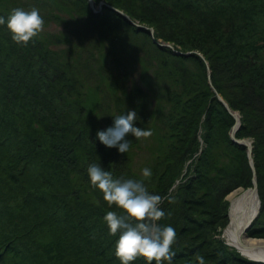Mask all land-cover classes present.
<instances>
[{
    "label": "trees",
    "instance_id": "obj_1",
    "mask_svg": "<svg viewBox=\"0 0 264 264\" xmlns=\"http://www.w3.org/2000/svg\"><path fill=\"white\" fill-rule=\"evenodd\" d=\"M11 1L13 9H39L45 24L59 21L50 0ZM60 1L63 3L66 0ZM84 1L86 11L90 10V18L98 26L100 22L102 30L107 31L108 23L113 20L124 22L125 33L121 40L117 39L114 43L120 46V54L128 53V47L133 44L130 37L144 38L143 46L163 58L169 53V58L180 64L192 61L197 75L202 77L201 82L195 79L183 83L184 86H191L185 87L186 96L174 91L171 97L173 104L171 111L168 109L169 118L166 119L169 126L177 129L183 126L196 140L190 155L192 162L183 171L187 157L182 152L168 154L170 160L163 165V173L157 175L159 166L156 165L150 181L158 185V195L164 199L160 208L166 215L159 223L162 226L170 225L176 231L172 264H199L197 254L204 257L205 264H220L208 263L207 260L206 249L209 251L208 245L212 240L203 228L211 220L192 218L186 214L193 207L190 205L201 208L198 212L203 214L205 206L201 205H206L207 201L197 202L191 196L194 192L186 193L184 190L192 188L198 181L205 186L224 170L226 174H237L243 160L249 169L247 147L229 139L235 118L218 98V91L234 110L239 109L242 113L237 137L254 138L258 184L264 197V169L258 163L264 160V24L262 27L258 24L264 20V17L261 18L264 15V0H236L231 8V0H225L226 5L221 1L214 8L194 6L195 0H191L192 3L190 0L173 1L174 5L187 10L192 17L205 14L203 17L208 24L214 25L211 35L205 31L206 37L224 39L214 41L217 47L190 46V49L199 48L207 55L213 69L211 78L215 89L209 83L205 58L197 53H175V49L157 42L156 35L153 37L149 28L139 26L127 17L128 13L138 18L153 12V17L158 13L160 21L163 11L171 9L168 4L162 2L155 6L153 0H106L107 4L125 11L121 13L107 5L100 12H93L88 0ZM95 1L98 4L101 0ZM10 13L8 7H0V16L6 19ZM85 13L82 11L81 16ZM243 29L247 35H244ZM8 31L6 23L0 25V37L10 34ZM186 49L188 47L183 46V50ZM10 71L3 73L5 78L0 77V264H121L115 255L119 234H109L103 217L108 211L123 215V210L108 206L102 192L91 185L87 169L90 164H99L110 171L114 178L141 180L142 177L131 167L133 157L129 153L132 148L137 150L141 145H131L128 153L123 154L118 148L106 147L97 139V129L94 135L92 120L87 122L88 125L81 126L77 121L65 118L63 110L54 101L46 100L40 97L41 93L32 90L38 82L29 87L24 77ZM176 75L175 71L170 74L172 78ZM180 77L183 75L180 74ZM119 78L123 83L120 75ZM119 83L115 79L109 85L118 89ZM246 92L248 101H242ZM256 94L261 96L257 98ZM116 100L120 102L122 99L117 95ZM254 101L258 106H251ZM163 108L161 106L160 109ZM112 118L113 114L109 116L108 124ZM90 133L93 136L89 138ZM199 134L207 145H200ZM219 137L225 145H220ZM93 138L95 142L90 140ZM220 147L222 152L216 155ZM115 155L119 158L115 159ZM231 162L236 167H229ZM151 193L156 194L154 191ZM224 222L227 225L229 218ZM256 224H262L261 229H264L263 204L249 233L257 229ZM238 252V258L242 261L264 264ZM132 264H147V261L139 257Z\"/></svg>",
    "mask_w": 264,
    "mask_h": 264
},
{
    "label": "rangeland",
    "instance_id": "obj_2",
    "mask_svg": "<svg viewBox=\"0 0 264 264\" xmlns=\"http://www.w3.org/2000/svg\"><path fill=\"white\" fill-rule=\"evenodd\" d=\"M50 1L53 10L59 15L60 22L55 21L44 24V31L38 37L33 38L32 41H29L27 45L14 42L10 31L7 32L10 34L0 37V53L2 55L0 58V62H2L0 64V77L5 78L4 75L12 70L10 72H17V74L24 77L29 82V87L38 82V85H34L33 91L41 93L39 94L40 97L46 100L54 101L57 107L63 110L65 118L70 119L72 122L77 121L81 126H84L92 120L95 127V129L93 128L94 135H96V129L100 131L111 127L112 120L114 124L115 116L135 111L138 117L135 126L145 130L150 129L152 135L139 140L132 135L126 137L127 140L131 141V145H141V148L137 150L132 148L136 151L135 153L132 149L129 151L133 157L131 167L142 177L141 180H143L148 190L151 189V192L154 191L158 195V185L150 181V177H143L142 170L147 167L151 170L152 175L157 165L159 166L157 175H160L163 173V165L170 160V157L167 156L171 153L181 152L187 157L182 170H187L188 164L192 162L190 155L196 140L183 126L180 129L169 126L168 121H166L169 118L167 112L168 109L171 111L170 106L173 104L171 97L174 95V91L186 96L185 87L190 88L191 86H184V84L195 79L201 82L202 77L197 75V70L192 66V61L191 63L180 64L171 60L168 56L169 53L163 58L147 46H143L144 38L130 37V42H133V44L128 47V53L120 54V46H116L114 43L117 39L121 40V36L125 33L124 22L113 20L108 23L107 31L102 30L101 23L99 22L98 26L94 23V19L90 18V10L89 12L86 11L84 0H72L70 2L66 0L63 3L60 0ZM173 1L153 0L155 6L165 2L171 8L163 11L160 21H158V13L153 17V12L149 16L143 15L138 18L131 17L129 13L127 15L133 23L149 28L150 34L151 29H153L157 41L165 44L163 46L175 49V51L197 53L205 58L210 68V73L208 71L209 83L215 89L211 78L213 69L209 65L207 55L199 48L190 49V46L196 44L204 45V48L217 47L214 41H223L224 39L215 36H211L210 39L206 37L205 31L210 33L214 25L208 24L203 17L205 14L192 17L187 10L174 5ZM221 1L225 2V0H195L194 6L214 8L219 6ZM231 1L232 4L229 8L233 7L234 1L236 2V0ZM237 1L242 2V0ZM94 2L95 7L93 8L90 0H88L90 9L93 12H100L105 5H102V9H100L101 3L107 1L101 0L98 4L95 0ZM150 3L151 1H149ZM0 7L1 9L8 7L12 11V1L0 0ZM144 10L150 11L148 8H144ZM82 11L86 12L83 16H81ZM229 11H226V14ZM263 17L264 15H261V18ZM258 24L262 27L264 20L259 21ZM99 27L101 30H99ZM242 31L244 35H247L246 30L243 29ZM183 46L188 47V49L183 50ZM29 65L30 67H28ZM125 69L126 71H123ZM172 71H175L179 76L176 75L175 78H172L170 76ZM4 72L5 74H3ZM180 74L183 75V79ZM119 75L124 81L123 83H121ZM115 79L120 82L118 89H113L109 85ZM170 83L173 84L170 86ZM217 93L221 95L220 92L217 91ZM117 95L122 99L120 102L116 100ZM246 95H248V92L242 96V101L246 100ZM260 96L261 94H256L257 98ZM254 105L258 106L256 101L251 104V106ZM161 106H164L162 110L160 109ZM119 107H122V112ZM246 110H249L248 107H246ZM235 111L239 112L242 119L241 111L239 109ZM111 114H113V118L109 125L108 120ZM91 116H93V119ZM199 132L203 133V131ZM91 136L93 135H89V138ZM197 138L200 140V145H207L200 134ZM243 138H249L252 143L254 141L251 136ZM229 139H232L231 134H229ZM90 140L95 142L94 138ZM219 142L220 145H225L222 138ZM254 148L253 145V150ZM221 149L222 147L216 155L222 152ZM137 151L139 152L137 153ZM116 158L119 157L115 155ZM247 158L249 159V157ZM221 160L223 161L222 157ZM254 160L257 163V157H254ZM246 163L244 160L241 162V168H238L239 172L237 174H226L224 170L223 173H219L217 179L211 180L205 186H202V181H198L193 184L192 188L184 190L186 193L194 192L195 194H191V196L197 202L207 201L206 205H201V207L205 206L203 214L198 212L201 208L196 207V205H190V207H193L187 210L186 214L192 216V218L200 217L211 220L208 224L205 223V225L207 224L205 228L202 227L208 231L212 240L208 245L209 251L206 249L208 263L249 264L247 261L238 258L239 250L231 246L223 235L226 227L224 220L229 218L230 213L228 195L235 189L242 188L244 190L253 185L252 167L250 161H248L249 169ZM258 163L260 168L264 169V160ZM230 166H235L234 162H231ZM255 166L257 165L255 164ZM184 174L186 172L182 176ZM226 189L229 190L228 193ZM258 193L261 205H264V197L260 192L259 184ZM225 202L228 203L225 205ZM225 208L227 211H224ZM261 225L256 224L257 229L251 233L248 232L249 228L247 230L248 236L264 239V229H261ZM216 251L217 254H215Z\"/></svg>",
    "mask_w": 264,
    "mask_h": 264
},
{
    "label": "clouds",
    "instance_id": "obj_3",
    "mask_svg": "<svg viewBox=\"0 0 264 264\" xmlns=\"http://www.w3.org/2000/svg\"><path fill=\"white\" fill-rule=\"evenodd\" d=\"M5 23L12 33L13 41L27 45L44 31L45 21L39 9L33 7L28 11L22 8L12 9L6 19L0 16V25ZM137 119L135 111L117 115L113 126L97 132V139L108 148H118L121 154L128 153L131 146V141L126 139L128 135L137 140L152 135L150 129L135 126ZM87 171L91 185L102 192L108 206L123 210V215L108 211L103 217L109 234H119L115 243V255L121 264H132L139 257H143L147 264H152L153 261L155 264H172L176 231L170 225L162 226L159 223L166 215L160 208L163 198L149 192L143 180L114 178L110 171L99 164H90ZM142 176L150 177L151 170L144 168ZM196 260L199 264H205L204 257L200 254H197Z\"/></svg>",
    "mask_w": 264,
    "mask_h": 264
},
{
    "label": "bare ground",
    "instance_id": "obj_4",
    "mask_svg": "<svg viewBox=\"0 0 264 264\" xmlns=\"http://www.w3.org/2000/svg\"><path fill=\"white\" fill-rule=\"evenodd\" d=\"M243 189H235L228 195L230 201L229 222L224 228L225 240L234 248L238 249L244 256L249 259L256 257L264 263V239L251 238L243 229L246 209L241 194ZM255 208L251 206V211ZM222 235V236H223ZM256 260V259H255Z\"/></svg>",
    "mask_w": 264,
    "mask_h": 264
},
{
    "label": "water",
    "instance_id": "obj_5",
    "mask_svg": "<svg viewBox=\"0 0 264 264\" xmlns=\"http://www.w3.org/2000/svg\"><path fill=\"white\" fill-rule=\"evenodd\" d=\"M90 3H91V6L94 8L95 7L94 0H90ZM104 4L107 5L108 7H110L111 9H114L116 11L123 13V11L119 10L118 8H116L110 4H106L104 2L101 3L100 9H102V5H104ZM127 17L130 19L129 16H127ZM151 35L153 37H155L153 29H151ZM155 40L157 41V39H155ZM159 43L162 45H165L164 43H161V42H159ZM168 46L172 47V45H169V44H168ZM175 52H177L178 54H187V55L192 53V52L185 53V52L180 51V50H176ZM208 71L210 73L209 67H208ZM217 96L223 102V104L225 105L227 110L235 118V124L232 126L231 132H230L231 138L234 142H236L238 144L245 145L247 147V153H248L250 165H251L252 171H253V178H252L253 185L249 188L244 189L243 193L241 194V196L243 197V200H244V207L246 209L243 229L247 232V230L251 227L255 218L259 215L260 207H261V200L259 198V193H258V175H257L256 166H255V160L253 157V143L249 138L237 137L236 133L240 129L241 124H242L241 115L239 114V112L233 110L230 107L229 103L219 93H217ZM251 206L255 207V208H253L254 209L253 211H251ZM230 209H232V208H230ZM255 259H256V261H259L257 257ZM255 259H252V260H255Z\"/></svg>",
    "mask_w": 264,
    "mask_h": 264
}]
</instances>
